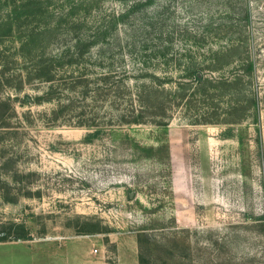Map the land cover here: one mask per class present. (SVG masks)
I'll return each mask as SVG.
<instances>
[{
  "label": "rangeland",
  "instance_id": "obj_1",
  "mask_svg": "<svg viewBox=\"0 0 264 264\" xmlns=\"http://www.w3.org/2000/svg\"><path fill=\"white\" fill-rule=\"evenodd\" d=\"M0 240L264 264V0H0Z\"/></svg>",
  "mask_w": 264,
  "mask_h": 264
},
{
  "label": "trees",
  "instance_id": "obj_2",
  "mask_svg": "<svg viewBox=\"0 0 264 264\" xmlns=\"http://www.w3.org/2000/svg\"><path fill=\"white\" fill-rule=\"evenodd\" d=\"M121 16H126L125 14L124 15H121ZM57 40V39H56ZM239 43H242L241 41H238ZM238 42L237 41H234V40H231L230 39V42H229V46H228V48L229 47H233L234 45H237L238 44ZM236 43V44H235ZM228 52V51H227ZM46 53L44 52V54L43 55H41V56H44ZM248 67L249 68H252V63H250V62H248ZM46 81H50V79H46ZM138 98H140V97H138ZM138 101H139V99H138ZM139 103H141L140 101H139ZM141 106V105H140ZM125 122H128V123H136V122H139V119L138 118H132V119H129V120H126ZM0 241H2V240H0Z\"/></svg>",
  "mask_w": 264,
  "mask_h": 264
},
{
  "label": "built area",
  "instance_id": "obj_3",
  "mask_svg": "<svg viewBox=\"0 0 264 264\" xmlns=\"http://www.w3.org/2000/svg\"><path fill=\"white\" fill-rule=\"evenodd\" d=\"M95 252H97V250H95Z\"/></svg>",
  "mask_w": 264,
  "mask_h": 264
}]
</instances>
